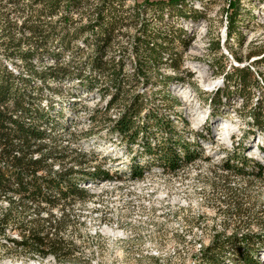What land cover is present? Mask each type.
Returning a JSON list of instances; mask_svg holds the SVG:
<instances>
[{"label": "rangeland", "instance_id": "rangeland-1", "mask_svg": "<svg viewBox=\"0 0 264 264\" xmlns=\"http://www.w3.org/2000/svg\"><path fill=\"white\" fill-rule=\"evenodd\" d=\"M149 1L178 4L160 15L144 13V0H123L122 25L107 57L122 56L124 70L131 72V49L143 25L171 40L166 48L172 58L150 67L151 85L139 82L131 93L142 96L155 113L138 118L139 125L152 126L146 135L148 145L158 151L168 147L162 141L165 132L155 129L156 120L174 130L179 142L170 146L178 155L177 167L172 171L153 161L142 146L145 140L128 147L108 131L125 99L110 107L111 92L102 95L96 86L86 94L89 90H81L75 78L47 87L31 81L42 93L43 104L48 101L46 115L55 122L56 128H48V133L57 147L67 149L68 160L80 163L73 179L83 182L85 187L80 188L88 196L69 201L58 197L54 209L39 204L46 209L39 213L37 203L26 198L0 196V221L8 202L15 203L11 219L0 225V264H207L202 255L215 238L222 243L233 236L247 237L248 243L228 245L220 264H243L237 260L239 251L252 249L259 251L253 261L264 264V173L247 162L264 169V114L259 110L264 107V0ZM26 3L17 8L0 0V41L7 21L16 24L17 37L27 36L21 27ZM231 18L235 24L228 35ZM179 36L183 41H177ZM82 47L77 40L69 52ZM2 52L0 46V57ZM88 52L84 48L79 64ZM1 62L14 75L28 74L17 60ZM176 63L178 70L173 69ZM238 71L246 78L248 91L234 86ZM221 125L224 128L217 132ZM223 164L231 168L224 169ZM61 168L54 164L52 169ZM93 168L110 179L93 180ZM35 220H40L41 233L68 247L67 259L49 255L41 259L15 244L22 237L20 229L27 233L37 226Z\"/></svg>", "mask_w": 264, "mask_h": 264}, {"label": "trees", "instance_id": "trees-1", "mask_svg": "<svg viewBox=\"0 0 264 264\" xmlns=\"http://www.w3.org/2000/svg\"><path fill=\"white\" fill-rule=\"evenodd\" d=\"M4 1L13 7L21 8L24 0ZM90 2L96 3L91 6ZM122 2L123 0H27L22 13L24 19L21 26L23 31H27V36H16L19 31L15 32V23L7 21L3 25L2 41H0L3 49L0 57V196L11 193L17 195L19 199L26 198L37 203L36 213L46 210L39 204L54 209L58 197L69 201L72 197L84 199L88 196L85 189L80 188L81 183L78 184L77 180L73 179L81 168L80 163L68 160L64 155L67 149L57 147L55 138L50 137L48 133L50 130L48 128H56L55 122L49 118L50 115H46L48 101H44L43 104L42 93H39L38 89L34 90L31 81H38L47 87L49 83L61 84L64 80L70 81L75 78L81 90H89L85 92L86 94L96 86L102 95L111 92L113 95L110 107L115 102L119 100L122 102V99H125L119 118L113 120L108 131L119 135L128 147L140 146L141 141L145 140L142 146L146 154L149 152L153 161L167 165L172 171L177 167L179 158L170 146L175 145L174 142H179L175 139L177 136L175 137L174 130L162 120H156L155 129L165 132L162 141L168 147L158 151L155 145H148L147 137L151 134L152 126L139 125L138 118L140 115H155V113L148 109L142 96L131 93L139 82L146 86L151 85L150 67L153 68L166 57L172 58L170 49L166 48L171 40L169 41L168 36L159 31L150 32L147 25L141 26L138 35L134 38V47L131 49L134 68L131 72H126L122 56L107 57L122 25L120 15ZM177 4V2L153 4L149 0H144L143 12L154 11L161 15ZM179 4V7H183L181 3ZM72 14H76L79 18L73 19ZM55 18L57 20L52 21ZM234 22L235 18H231L228 35H231ZM84 37H89V41L84 40ZM77 40L82 41L84 47L78 49V52H69ZM177 41L183 40L179 36ZM54 44L57 48L50 49L49 46ZM84 48H89V52L85 53L87 56L83 57V61L79 64L77 59L84 55L81 54ZM67 54H70L68 60L65 57ZM2 59L17 60L22 63L26 67L27 76L11 73L2 64ZM35 64H38L40 69H36ZM178 67V63L173 65L174 70H178ZM241 72L235 74L234 86L238 91H248L250 86L245 83L246 78ZM51 89L58 91L53 87ZM262 108L260 107L259 110L264 114V107ZM94 112L98 113L99 110ZM259 116L254 117L256 123ZM48 138L49 141L46 140ZM71 153L79 157L85 156L80 152L71 151ZM186 155L189 157L188 152ZM247 162L248 167L258 166L259 171L264 173L259 163ZM54 164L62 165V168L54 172L52 169ZM223 167L231 168L229 164H223ZM90 176L93 180L110 179L108 173L96 168H93ZM14 206V202H8V209L0 225L6 224L11 219ZM39 222L40 220H35L37 226L34 225L36 227L28 230L27 233L20 229L22 237L15 244L21 249L37 254L41 259L45 255L57 260H61L59 258L61 256L67 259L65 253L68 247L66 248L60 240H50L47 235L41 233ZM226 240L221 243L219 237L215 238L214 243L204 250L203 263L220 264L224 248L228 245L239 246L248 243L247 237L233 236ZM258 253L259 251L254 249L247 252L239 251L237 260L243 264H259L252 259Z\"/></svg>", "mask_w": 264, "mask_h": 264}, {"label": "bare ground", "instance_id": "bare-ground-1", "mask_svg": "<svg viewBox=\"0 0 264 264\" xmlns=\"http://www.w3.org/2000/svg\"><path fill=\"white\" fill-rule=\"evenodd\" d=\"M183 101H186V97L184 96V98H182ZM223 125L219 126V129L217 130V132L221 131L223 129ZM226 128V127H225ZM87 187V186H86Z\"/></svg>", "mask_w": 264, "mask_h": 264}, {"label": "built area", "instance_id": "built-area-1", "mask_svg": "<svg viewBox=\"0 0 264 264\" xmlns=\"http://www.w3.org/2000/svg\"><path fill=\"white\" fill-rule=\"evenodd\" d=\"M79 186H80V187H83V188L85 187V186L83 185V183H82L81 185H79Z\"/></svg>", "mask_w": 264, "mask_h": 264}]
</instances>
